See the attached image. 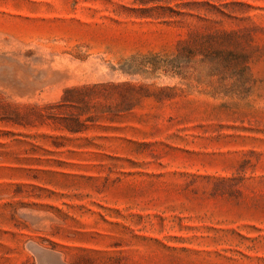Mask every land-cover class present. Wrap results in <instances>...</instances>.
<instances>
[{"label":"rangeland","instance_id":"rangeland-1","mask_svg":"<svg viewBox=\"0 0 264 264\" xmlns=\"http://www.w3.org/2000/svg\"><path fill=\"white\" fill-rule=\"evenodd\" d=\"M0 264H264V0H0Z\"/></svg>","mask_w":264,"mask_h":264}]
</instances>
